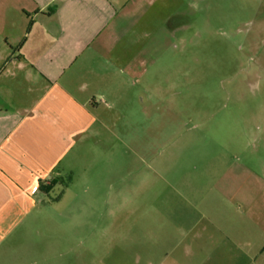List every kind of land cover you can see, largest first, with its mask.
Masks as SVG:
<instances>
[{
	"label": "rangeland",
	"instance_id": "rangeland-1",
	"mask_svg": "<svg viewBox=\"0 0 264 264\" xmlns=\"http://www.w3.org/2000/svg\"><path fill=\"white\" fill-rule=\"evenodd\" d=\"M151 11L156 62L131 84L152 111L64 157L55 188L0 232V264H264L247 256L264 244V0Z\"/></svg>",
	"mask_w": 264,
	"mask_h": 264
},
{
	"label": "crops",
	"instance_id": "crops-1",
	"mask_svg": "<svg viewBox=\"0 0 264 264\" xmlns=\"http://www.w3.org/2000/svg\"><path fill=\"white\" fill-rule=\"evenodd\" d=\"M154 2L0 0V232L6 237L15 217L55 188L66 155L111 125L123 132L136 127L128 113L142 120L152 111V90L131 82H142L144 68L156 62L148 59L153 43L144 48L141 41L155 31ZM203 218L215 230L224 226ZM262 250L264 244L247 256Z\"/></svg>",
	"mask_w": 264,
	"mask_h": 264
},
{
	"label": "trees",
	"instance_id": "trees-1",
	"mask_svg": "<svg viewBox=\"0 0 264 264\" xmlns=\"http://www.w3.org/2000/svg\"><path fill=\"white\" fill-rule=\"evenodd\" d=\"M48 188V187H47ZM45 190H47L48 191V189H45Z\"/></svg>",
	"mask_w": 264,
	"mask_h": 264
}]
</instances>
